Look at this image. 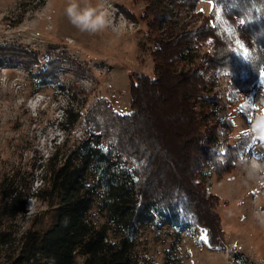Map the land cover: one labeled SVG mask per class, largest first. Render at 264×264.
I'll use <instances>...</instances> for the list:
<instances>
[{
    "label": "trees",
    "instance_id": "1",
    "mask_svg": "<svg viewBox=\"0 0 264 264\" xmlns=\"http://www.w3.org/2000/svg\"><path fill=\"white\" fill-rule=\"evenodd\" d=\"M142 1L152 17L153 77H130L128 113L96 100L82 117L84 136L54 147L36 188L32 173L18 187L4 181L0 264H152L139 253L138 236L154 224L200 229L209 247L223 244L219 200L202 182V167L229 173L246 155L253 133L219 150L234 126L229 115L218 133L211 124L220 101L215 79L229 75L228 106L245 93L237 108L250 117L254 86L260 80L264 88V0H201L211 3L208 16L190 29L176 28L177 12L200 0ZM0 63L38 66L41 83H58L62 57L48 54L42 62L26 48L0 45ZM80 117L66 108L59 129L71 130ZM28 198L55 206L53 224L20 234L3 228L5 218L24 216ZM94 210L105 222L96 221Z\"/></svg>",
    "mask_w": 264,
    "mask_h": 264
},
{
    "label": "rangeland",
    "instance_id": "2",
    "mask_svg": "<svg viewBox=\"0 0 264 264\" xmlns=\"http://www.w3.org/2000/svg\"><path fill=\"white\" fill-rule=\"evenodd\" d=\"M72 3L78 11L102 13L103 26L93 31L73 24L66 12ZM146 5L142 0H0V45L26 48L42 62L48 54L62 57L58 83H41L38 66L29 70L0 63V198L4 181L18 187L32 173L33 187L39 185L41 165L54 147L65 139L70 145L84 135L88 128L82 117L96 100L104 99L114 112H129L130 77H153L147 26L152 17L145 13ZM210 7V2L198 1L196 19L201 22ZM261 73L264 76V62ZM228 83L227 73L215 79L220 101L211 124L218 133L229 115L234 126L219 150L247 133L253 136L246 155L229 173L216 174L207 164L202 167V182L219 200L215 212L221 220L223 244L209 247L200 229L146 226L140 229L138 250L152 264H264V134L255 127L264 117V88L260 80L255 84L247 117L237 108L245 93L228 106ZM66 108L81 117L71 130L61 131ZM54 208L28 198L24 216L5 218L3 228L19 234L46 230L55 220ZM93 212L99 224L105 222L104 216Z\"/></svg>",
    "mask_w": 264,
    "mask_h": 264
},
{
    "label": "clouds",
    "instance_id": "3",
    "mask_svg": "<svg viewBox=\"0 0 264 264\" xmlns=\"http://www.w3.org/2000/svg\"><path fill=\"white\" fill-rule=\"evenodd\" d=\"M67 15L73 24L81 27L85 30H96L98 27H102L105 23L103 14H95L94 9H86L84 11H78L77 5L75 3L70 4L66 9ZM257 129L264 134V117L257 122L255 125ZM262 165L264 166V161L262 160Z\"/></svg>",
    "mask_w": 264,
    "mask_h": 264
},
{
    "label": "built area",
    "instance_id": "4",
    "mask_svg": "<svg viewBox=\"0 0 264 264\" xmlns=\"http://www.w3.org/2000/svg\"><path fill=\"white\" fill-rule=\"evenodd\" d=\"M196 11L197 10H196V5H195L194 8L191 10L177 12V16H180V20H179L177 25L175 24L176 28H179V27H184L186 29L196 28L199 25L198 23H201L200 20H198V18L194 19V16L197 15ZM195 52H196V54L200 55L203 53V50L201 48H199V49H196ZM83 136L84 135H82V137ZM82 137H80V138H82ZM110 150H111V155L114 156L116 153L115 147L111 146Z\"/></svg>",
    "mask_w": 264,
    "mask_h": 264
},
{
    "label": "snow or ice",
    "instance_id": "5",
    "mask_svg": "<svg viewBox=\"0 0 264 264\" xmlns=\"http://www.w3.org/2000/svg\"><path fill=\"white\" fill-rule=\"evenodd\" d=\"M210 2H211V0H210ZM213 7H215V5H213ZM241 23H244V21H241ZM236 43L243 50L244 54L247 55L248 50H247L246 46L240 40H237Z\"/></svg>",
    "mask_w": 264,
    "mask_h": 264
}]
</instances>
